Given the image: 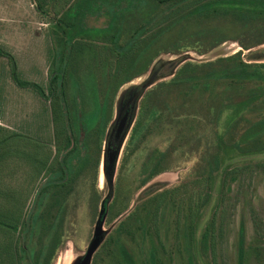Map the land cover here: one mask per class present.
Masks as SVG:
<instances>
[{
    "label": "rangeland",
    "instance_id": "rangeland-1",
    "mask_svg": "<svg viewBox=\"0 0 264 264\" xmlns=\"http://www.w3.org/2000/svg\"><path fill=\"white\" fill-rule=\"evenodd\" d=\"M158 5L0 0V126L20 152L2 164L0 247L21 264H82L102 209L90 264H264V87L183 82L231 67L221 59L264 64V20L192 15L148 42ZM140 32L137 53L121 58ZM63 74L73 134L58 154L51 97Z\"/></svg>",
    "mask_w": 264,
    "mask_h": 264
},
{
    "label": "trees",
    "instance_id": "trees-1",
    "mask_svg": "<svg viewBox=\"0 0 264 264\" xmlns=\"http://www.w3.org/2000/svg\"><path fill=\"white\" fill-rule=\"evenodd\" d=\"M159 5L158 6H165L163 15L160 17V19L155 18V21H150L149 27L150 30L153 27H157V31L153 34V36L148 39V42H150L152 39L158 36L160 37H166L170 32L173 31L177 25H179L183 20H187L190 16H198L199 20H205L210 18L213 15L222 16V14L229 15L227 12H224V10L230 9L233 10L232 16L233 18H237L239 23L243 22V26H245L247 23L251 25H255L259 23L260 21L264 20V0H158ZM92 4L88 3L87 6V13L97 16L101 13V8ZM131 4V1L129 2ZM78 10L75 11V15L71 13V11L67 14L68 18L71 20H74L76 15L79 14L81 10H85V8H81L78 6ZM229 11V10H228ZM245 13V15H242ZM118 14L114 13V19L117 20ZM117 16V17H116ZM197 16H195L197 18ZM116 17V18H115ZM247 20V21H245ZM119 21V19H118ZM118 21L115 22V27L118 28L119 26ZM120 28V27H119ZM118 28V29H119ZM115 30V32L119 35L120 31ZM138 34V33H137ZM140 35H134V40H136L132 45H129L128 47L125 46V50L127 53L121 57L123 59H127L129 55L137 53V50L139 49L142 41V33H139ZM141 38V39H140ZM128 48V49H126ZM117 49H121V47H115V48H107L106 50L108 53H112L113 56L117 54ZM71 56V55H70ZM117 56V55H116ZM135 57V56H134ZM70 58V57H68ZM137 60V56L133 59L132 63L134 64ZM220 63H231V67H229L225 71H218V72H208L206 74H194L190 78L184 80L183 82H189L193 85V89L201 88V91H208L215 87H218L220 84L229 83L232 86H243L247 84H255L257 86H260L261 90L264 87V64H246L242 60L232 57L227 59H221ZM131 64V66H133ZM193 67V66H192ZM195 69H198V66H195ZM110 74H112V68L109 69ZM120 72V71H119ZM119 74V73H118ZM61 81V86L58 88H52V107L54 112V132L56 141L58 144V154L61 153V148L66 145L69 146L71 144L72 134H73V128L71 125V117L70 112L67 105L66 100V93H65V74H63L62 77L55 76L54 81ZM261 81V84H258L257 82ZM130 81H127L121 85V87L128 83ZM263 92V90L261 91ZM41 93L44 95L43 91ZM264 93V92H263ZM257 94V93H256ZM261 124H264V121L261 122ZM17 142V139L9 135V131L5 128H2L0 126V174L2 172V164L6 161L8 158H14L17 157L20 152L14 150L15 144ZM221 148L223 150L224 154L232 153L234 155L237 152V147L235 145H226L223 141H221ZM113 150L118 149V145L115 144L112 147ZM256 153H263L264 147L261 149H258L255 151ZM18 153V154H17ZM244 154H248V152H244ZM240 155V154H239ZM238 155V156H239ZM29 157V156H28ZM72 179L70 180V182ZM0 187H1V181H0ZM1 195V194H0ZM6 208L2 207L0 208V216L1 220L0 222L5 221V218L3 219V216L5 214ZM213 227V223L210 224V229ZM52 231V226H51ZM207 237V231L204 234V239ZM56 241L61 238V235H58V233L55 234L53 237ZM53 239V240H54ZM54 240V241H55ZM59 242H57L58 244ZM3 248V247H2ZM56 248V245L52 247L51 252L54 253ZM4 250V248H3ZM18 252L17 249L14 248V250L10 249V246L7 245L5 247V252H2L0 247V264H8L9 262H16V264H21V261L17 258ZM9 259V260H8ZM125 262L128 263V256L126 255ZM9 261V262H8Z\"/></svg>",
    "mask_w": 264,
    "mask_h": 264
},
{
    "label": "water",
    "instance_id": "water-1",
    "mask_svg": "<svg viewBox=\"0 0 264 264\" xmlns=\"http://www.w3.org/2000/svg\"><path fill=\"white\" fill-rule=\"evenodd\" d=\"M129 116H130V113H126L122 117V119L120 120V123L118 125L117 130H116V136L117 137H120V135L125 132V129L128 126ZM104 217H105V209H102L100 221H99L100 226L98 227L99 233H97L96 237L92 241V243L88 249V252L86 254V257H85L82 264H90L91 263L92 257L94 255L95 251L97 250V248L99 247L101 241H102V235L100 233V229L102 227V222L104 221Z\"/></svg>",
    "mask_w": 264,
    "mask_h": 264
},
{
    "label": "flooded vegetation",
    "instance_id": "flooded-vegetation-1",
    "mask_svg": "<svg viewBox=\"0 0 264 264\" xmlns=\"http://www.w3.org/2000/svg\"><path fill=\"white\" fill-rule=\"evenodd\" d=\"M126 113H131V108H130V106L127 107V109H126L124 115H125ZM124 115H123V116H124ZM129 117H130V116H129ZM118 139H119V137L115 136V140H114V142H113V144H112L113 146H114L115 144H117Z\"/></svg>",
    "mask_w": 264,
    "mask_h": 264
}]
</instances>
